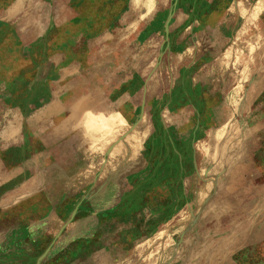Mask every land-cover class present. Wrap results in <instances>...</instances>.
<instances>
[{"label":"rangeland","instance_id":"1","mask_svg":"<svg viewBox=\"0 0 264 264\" xmlns=\"http://www.w3.org/2000/svg\"><path fill=\"white\" fill-rule=\"evenodd\" d=\"M0 264H264V0H0Z\"/></svg>","mask_w":264,"mask_h":264}]
</instances>
